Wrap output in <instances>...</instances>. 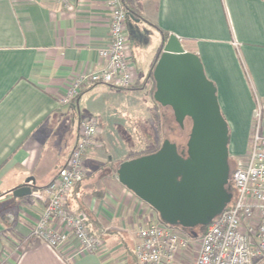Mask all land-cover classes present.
Returning a JSON list of instances; mask_svg holds the SVG:
<instances>
[{"label":"crops","instance_id":"obj_1","mask_svg":"<svg viewBox=\"0 0 264 264\" xmlns=\"http://www.w3.org/2000/svg\"><path fill=\"white\" fill-rule=\"evenodd\" d=\"M69 2L0 0V264H136L137 229L149 221L151 209L117 180L123 160L106 152L93 103L104 99L97 109L100 120L109 122L105 98L127 96L158 120L165 107L154 101L149 75L162 38L175 35L185 51L198 55L215 84L229 126L230 157L246 152L257 102L264 119L263 0H123L132 84L121 92L92 84L62 102L75 73L104 64L98 49L109 36L105 0ZM82 117L96 118L98 131L68 208L100 238L101 248L73 256L74 242L56 250L29 234L43 209L34 193L65 165ZM21 185L31 194L13 196Z\"/></svg>","mask_w":264,"mask_h":264},{"label":"built area","instance_id":"obj_2","mask_svg":"<svg viewBox=\"0 0 264 264\" xmlns=\"http://www.w3.org/2000/svg\"><path fill=\"white\" fill-rule=\"evenodd\" d=\"M64 7L72 4L59 0ZM108 9L109 36L98 49L104 64L93 71L73 75L62 102H71L92 84L126 88L133 82V65L127 48V9L123 0H105ZM264 1V0H263ZM98 131L94 117H82L76 141L63 167L35 198L43 209L29 236L53 249L74 242L75 255L95 252L101 240L91 233L84 219L68 208V195L85 176L84 159ZM251 141L244 158L238 159L229 182L235 195L205 228L189 238L172 225L148 221L137 229L134 247L136 264H262L264 262V119L259 102L253 113ZM195 243L193 261H184L183 253Z\"/></svg>","mask_w":264,"mask_h":264},{"label":"water","instance_id":"obj_3","mask_svg":"<svg viewBox=\"0 0 264 264\" xmlns=\"http://www.w3.org/2000/svg\"><path fill=\"white\" fill-rule=\"evenodd\" d=\"M129 17L140 21L132 13ZM149 76L154 101L172 110L179 127L190 119L188 138L183 148L163 139L155 151L121 161L116 178L165 224L206 227L232 198L229 126L216 86L206 77L198 55L185 51L173 34L162 38ZM29 194L28 185L12 190L15 197Z\"/></svg>","mask_w":264,"mask_h":264},{"label":"rangeland","instance_id":"obj_4","mask_svg":"<svg viewBox=\"0 0 264 264\" xmlns=\"http://www.w3.org/2000/svg\"><path fill=\"white\" fill-rule=\"evenodd\" d=\"M116 89L120 92L125 91L122 88ZM105 99H107L105 101L110 106V109L108 108L105 113L110 118V123L99 118L101 111L97 107L103 105L104 99L102 98L94 99L93 107L95 108V113H92V116H98L99 130L105 136L104 147L106 152L111 153L116 159L126 160L137 157L141 152L159 147L163 139L175 142L179 148L185 147L191 124L189 118L184 120V126L181 128L175 122L172 110L169 107H165L163 111L158 113L159 118L154 122V117L151 116L146 107L141 108L138 106L140 101L122 95L106 97ZM112 118L116 119L112 120ZM250 141L251 139L249 138L244 155L231 156L229 158L230 173L236 166L238 159L245 157L249 150ZM150 209L151 214H146V221H156L158 215L151 207ZM174 227L189 238L194 239L201 234V230L197 227L191 229L179 226ZM196 252L197 245L192 243L183 253V260L185 262L193 261Z\"/></svg>","mask_w":264,"mask_h":264},{"label":"trees","instance_id":"obj_5","mask_svg":"<svg viewBox=\"0 0 264 264\" xmlns=\"http://www.w3.org/2000/svg\"><path fill=\"white\" fill-rule=\"evenodd\" d=\"M129 13V12H128ZM230 138V137H229ZM229 142H230V139H229ZM158 147H156V148H153L152 150H150L149 152H147V153H150V152H153V151H155L156 149H157ZM146 153V154H147ZM229 158H230V156H229ZM230 160V159H229ZM229 164H230V162H229ZM234 169V168H233ZM231 186V193H232V197L235 195V191H234V189H233V187H232V185H230ZM226 207H227V205H226ZM77 214H79V213H77ZM157 220L158 221H160V222H162L159 218H157ZM162 223H164V222H162ZM165 224V223H164ZM197 228H199V230H201V234L205 231V228L206 227H201V226H198Z\"/></svg>","mask_w":264,"mask_h":264},{"label":"flooded vegetation","instance_id":"obj_6","mask_svg":"<svg viewBox=\"0 0 264 264\" xmlns=\"http://www.w3.org/2000/svg\"><path fill=\"white\" fill-rule=\"evenodd\" d=\"M179 148V147H178Z\"/></svg>","mask_w":264,"mask_h":264}]
</instances>
